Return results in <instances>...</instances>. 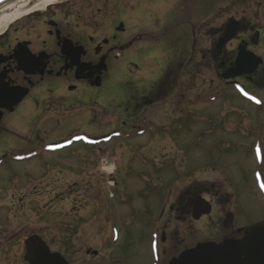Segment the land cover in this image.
<instances>
[{
  "label": "flooded vegetation",
  "instance_id": "flooded-vegetation-1",
  "mask_svg": "<svg viewBox=\"0 0 264 264\" xmlns=\"http://www.w3.org/2000/svg\"><path fill=\"white\" fill-rule=\"evenodd\" d=\"M236 2L234 7L229 8L234 12L213 31L212 39L210 29L208 35L212 41L209 49L201 50L202 60L196 63V71L188 73L190 75L186 73L188 82L193 83L190 86H200L198 75H201L203 67L210 75L205 76L208 87L204 86V89L202 86L191 100L193 108L190 116L184 115L182 108V112L176 117L173 115L175 118L171 121L166 120L167 116L156 114V111H161L163 104L166 107L168 98L177 93L174 86L185 83V71L174 69L173 65L163 68L161 63H157L149 78L143 75L133 79L131 92L119 88L116 97L112 92L105 96L104 101L102 90L110 86L111 77L116 71L124 69L123 64L131 56L136 40L135 37L128 40L120 37L126 31V15H119L120 5L122 8L128 7L129 17L135 12V8L130 10V5L124 0H84L74 9L72 6L71 10H60L64 2L52 4L44 12L35 10L19 18L0 33V264H31L30 258L45 256L41 253V246L34 242L36 235L46 242L51 253H57L49 264H151V245L154 241L157 247V233H151L147 243L142 235L138 237L141 251L135 253L132 260L130 250L112 248L120 236L119 224L110 225L113 222L109 221L110 215L102 218L101 224L89 228L90 232L96 234L97 242L93 246L82 236L85 234L83 223L86 217L76 210L77 207L69 212L53 209L56 203L73 199L82 204L84 196L74 195L72 198V185L65 187L63 193L66 195L60 191L40 201L45 196L38 193L42 185L36 172L38 162L48 175L55 170H65L71 165L66 160L72 157V145L85 144L87 138L84 132H72L73 135H62L58 139H50L51 136L42 138V134L53 126L52 122L60 126L70 117L77 118L74 115L76 109L69 107L71 104H84L87 96H90V100L110 103L112 118L121 120L120 116L126 117L123 125L140 121L138 118L146 119V124H150V133L157 131L155 122L159 119L162 120L160 127L170 130L173 127L181 128L185 121L201 122L203 126L207 122L210 126L216 119L228 139L229 149L226 153H230L231 149L233 153L239 149L245 150V156L235 159L239 170L244 173L254 166L258 168L254 171L255 180L253 175H243V183L264 186V0ZM227 34H231L230 39L219 46V39ZM239 60L241 66L234 71L238 68ZM130 94L133 97L128 96ZM179 94L182 100L183 92ZM115 102L116 107L113 106ZM219 105L224 109L219 110ZM131 108L137 112L131 113ZM151 110H154L153 114H149ZM117 125L114 122L108 129L105 126L100 129L106 131L101 134L106 142L120 132ZM203 126L192 125L189 130L198 132L204 129ZM121 134L124 133L121 132L119 136ZM96 150L98 159L102 148L98 146ZM160 152L165 155L162 157L169 155L165 147L139 149V155L143 154L146 162H151V155ZM242 157L253 164L244 163ZM19 166L24 170L19 172ZM3 173H6V177ZM205 181L193 180L191 187H195L194 183L198 186H215ZM44 184L48 188L55 187V180L48 179ZM29 186L32 194L21 196L17 202L24 205L26 199L32 203L31 226L24 222L30 216L29 210L15 214L8 211L14 207L3 206L5 204L1 202L11 188ZM200 196L211 203L212 210L210 214L195 219L194 203ZM218 199V194L210 189H186L177 196L169 207V214L180 223L187 222L186 216L197 222L207 218L206 239L190 242L195 230L190 222L187 227L192 231L187 238L177 230L179 228L168 237L163 227H157L155 231L161 229L158 239L164 243V248H158L155 264H188V260L182 261L180 258L184 251L196 249L203 242H213L221 249L225 241L240 240L247 228L263 219H250L241 224L236 212L225 209L213 216L215 203L222 205ZM46 203L53 205L52 209ZM164 208L158 212V222L165 217ZM73 213L77 214L72 216ZM127 213L131 215L134 212ZM145 214L148 215V212ZM41 217H45L46 224L50 226H39ZM14 220H17V226L12 227L10 224ZM104 228L108 231V238ZM28 248L34 254H30Z\"/></svg>",
  "mask_w": 264,
  "mask_h": 264
},
{
  "label": "rangeland",
  "instance_id": "rangeland-1",
  "mask_svg": "<svg viewBox=\"0 0 264 264\" xmlns=\"http://www.w3.org/2000/svg\"><path fill=\"white\" fill-rule=\"evenodd\" d=\"M83 1L56 0L54 5L64 2L60 10H71L72 6L74 9L76 5ZM93 1L91 0V2ZM236 1L124 0L125 3H129L130 10L135 8V12L132 17H129L127 15L128 7L122 8L123 6L120 5L119 15H126V31L121 33L120 37L123 40L135 37L136 41L134 46H132L131 56L123 64L124 69L121 68L116 71L111 77L110 86H106L102 90L104 101H106L105 96L109 93L113 92V97H116L119 88L131 92L134 78L143 75H148L145 77L149 78L153 75V63L154 65L155 63H161L163 66L165 64L167 66L173 65L174 69L178 68L180 71L182 69L185 71V83L183 86H174V88L177 87V93L169 97L166 107L163 104L161 111L157 109L156 114L167 116V121L174 119L175 115H179L182 110L184 115L188 114L190 116L193 108L191 100L202 86H207L208 82H206L205 76L209 77L210 75L207 70L201 67V75H198L200 86H190L192 81L188 82L189 78L186 73H193V70L196 71V63L202 60L201 50L209 49L213 31L218 29L234 12V10L230 11L229 8L234 7L233 4L238 3ZM208 2L210 6L206 7L205 4ZM28 4V7H26L28 11L38 10L44 12V10L49 8V6L43 7L40 5L38 0ZM139 7L141 8L138 9ZM150 7L153 9L152 11L148 10ZM143 8L145 9L144 11ZM226 8L229 11H225ZM210 29L212 30L210 33L211 39L209 37ZM3 31L1 30L0 33ZM159 39L161 41L157 42ZM121 84L123 86H120ZM205 87L204 89H206ZM180 92H183L184 95L183 102L179 99L181 98ZM128 96L133 97V94ZM84 101V104L77 106L71 104L69 107L71 110L76 109L74 115L78 119L70 117L64 125L60 126H58L57 122H52L51 125L53 126L42 134V138H50L51 136L50 139H58L60 136H66L67 134H72V132H84L90 137H98L106 133V131L100 130L103 126L108 129L114 122H117L116 128H119L124 134L119 136V138L118 136L113 137L108 143H100V145L92 147L89 144L85 146L86 148L81 143L73 144L70 152L71 154L73 153L72 157L70 156L66 160V162H71L69 168L55 170L48 175L47 172L40 168L41 163L38 162L39 168L36 172L38 178H40V184H42L38 193L45 196L40 198V201H45V198H48L47 196H53L60 191L62 195H66L63 192L68 185H72L70 192L72 198L74 195L84 196L81 200L82 204L79 203V200L75 202V199H73L70 202L56 203L53 209L69 212L77 207L76 210L86 217L83 223L85 234L82 236H85V240L89 244L96 246L97 242L95 240V232H90L89 228L101 224L102 218H106L108 215H110L109 221H113L110 225L119 224V241L114 243L112 248L130 250L132 260L135 253L141 251L138 237L142 235L147 243L151 233H157L159 235L158 238L160 237V228L162 227L168 237L172 231L179 228L177 230H180L187 238L188 233L191 234L192 231L188 230L187 227L190 222L195 228L192 232L193 241L190 242L205 240L207 218L197 222L186 216L187 222L180 223L175 216L169 214V207L174 204L177 196L186 189L187 191L210 189L217 193L219 196L218 202L221 201L222 205L219 206L217 202L215 203L213 216L221 209H225V211L232 210L236 212L238 223L241 224L250 219L264 218V190L258 184L255 186L246 185V182L243 183L242 181L243 175L244 177L253 175L252 177L255 180L256 173L254 171L258 170V168L254 166L251 170L244 173L239 170L235 165V159H241V156H245V150L239 149L233 153L231 149L230 153H226L229 149L228 139L223 133L224 129L216 123V119L215 123L212 125L213 120L210 126H208L207 122L203 126V124H200L201 122L192 123L185 121L181 128L173 127L172 130L160 127L162 120L159 119L155 122L157 126L155 130L157 131L150 133V124H146V119L138 118L140 121L136 120L123 125V119L126 120V117L120 116L121 120L112 118L110 116L112 108L108 106L110 103L104 104L95 99L90 100V96L85 97ZM116 105V102L113 103L114 107ZM223 109L224 107L219 105V110ZM130 112L136 113L137 111L131 108ZM153 113L154 110H151L149 114ZM133 124L135 125L133 126ZM192 125L203 126L204 129H200L198 132L192 129L189 130ZM250 140H253V138ZM98 146L102 148V151L99 152L97 159L96 153L98 152L96 149ZM143 147H165L168 149L169 155H167L168 157H162L165 155H162L161 152L160 154L155 153L151 155V162H146L143 160L144 155H139L141 153H139V149L141 150ZM242 161L247 164H253L243 157ZM18 170L20 172L24 169L19 166ZM5 174L3 173L4 176ZM48 179L55 180V187L51 186L48 188L45 186L44 183ZM193 180L210 181V184H215V186L202 184L198 186L194 183L195 187L192 188L193 183L191 182ZM5 184H7V181ZM33 189L35 190L36 187ZM53 190H56V192ZM31 194V186L21 189L11 188L1 201L5 204L3 206L14 207V209L10 208L8 211H12L15 214L29 210L28 214L30 216L24 220V222H28L29 226L33 225L30 223L33 222L30 219L32 217V203L25 199L24 205H20L17 200L21 196ZM227 197L229 198L227 199ZM42 204L44 203L42 202L41 206H43ZM45 205L52 209L53 205L49 203ZM164 205H167V208H164ZM162 208L165 209V217L158 222V212ZM130 211L134 213L128 215L129 213L127 212ZM147 212L148 215L145 214ZM76 214L73 213L72 216ZM149 218H151L150 222H147ZM46 223L47 219L41 217L39 226H50ZM10 226H17V220L12 221ZM104 226L106 227L107 225L105 224ZM157 227L160 228L155 231ZM103 231L107 233L106 238H108V231L105 228ZM158 238L157 246L162 249L164 248V243ZM151 250V264H155L157 249L151 245Z\"/></svg>",
  "mask_w": 264,
  "mask_h": 264
},
{
  "label": "water",
  "instance_id": "water-1",
  "mask_svg": "<svg viewBox=\"0 0 264 264\" xmlns=\"http://www.w3.org/2000/svg\"><path fill=\"white\" fill-rule=\"evenodd\" d=\"M4 1L6 0H0V4ZM230 35L224 41L229 39ZM210 211V203L202 197L197 198L194 217ZM34 239L35 244L41 246V253L45 256L41 255L39 259L30 258L31 264H49L50 259L57 253H50L49 247L39 236L36 235ZM28 252L34 254L29 248ZM180 258L182 261L188 260V264H264V219L247 228L240 240L225 241L221 249L213 242H203L199 243L196 249L184 251Z\"/></svg>",
  "mask_w": 264,
  "mask_h": 264
},
{
  "label": "bare ground",
  "instance_id": "bare-ground-1",
  "mask_svg": "<svg viewBox=\"0 0 264 264\" xmlns=\"http://www.w3.org/2000/svg\"><path fill=\"white\" fill-rule=\"evenodd\" d=\"M34 0H8L0 4V31L5 30L9 24H12L17 19L22 18L35 10H27L29 2ZM43 7L50 6L56 0H38Z\"/></svg>",
  "mask_w": 264,
  "mask_h": 264
},
{
  "label": "snow or ice",
  "instance_id": "snow-or-ice-1",
  "mask_svg": "<svg viewBox=\"0 0 264 264\" xmlns=\"http://www.w3.org/2000/svg\"><path fill=\"white\" fill-rule=\"evenodd\" d=\"M262 190H264V186H262Z\"/></svg>",
  "mask_w": 264,
  "mask_h": 264
}]
</instances>
